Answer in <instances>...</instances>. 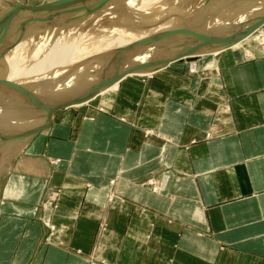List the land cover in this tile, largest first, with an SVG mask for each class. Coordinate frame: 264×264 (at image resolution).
<instances>
[{
    "label": "crops",
    "instance_id": "obj_1",
    "mask_svg": "<svg viewBox=\"0 0 264 264\" xmlns=\"http://www.w3.org/2000/svg\"><path fill=\"white\" fill-rule=\"evenodd\" d=\"M193 61L127 75L102 110L60 109L18 141L0 264H264V46Z\"/></svg>",
    "mask_w": 264,
    "mask_h": 264
},
{
    "label": "rangeland",
    "instance_id": "obj_2",
    "mask_svg": "<svg viewBox=\"0 0 264 264\" xmlns=\"http://www.w3.org/2000/svg\"><path fill=\"white\" fill-rule=\"evenodd\" d=\"M17 1L25 3V4H39V3H43V2H49V1H52V0H17ZM173 1L174 0L166 2V4L167 3L168 4H167L165 12L163 10H165L164 7L166 6V4H163V5L160 4L162 6L158 7V8H160V10H159L157 8H154V6L155 5L157 6L158 4L157 3L155 4L153 0H151V1H149V0H146V1L145 0L144 1L143 0H126L125 1L126 5H124L123 7H122V5H123L122 2L121 3L113 2V3L110 4L111 8H109V9L108 8L107 9L104 8V9H101L99 11H94V12H92L89 15H86L84 17H83V15L80 16L79 13H76V14H69V13H66V14H63V13L62 14H53L52 13V14H43V15L40 14V16L39 15L32 16V15L24 12L23 14H25V15L21 16L22 20L20 19V21L16 24L17 26L10 33L9 38H8V40L6 42V45L2 49V52H1V55H4V53L6 52L5 56L4 57L2 56L3 59L8 56L7 58L4 59L6 63L3 62L4 63V73H5L4 82L5 83L8 82V85L10 84L9 86H11L12 88L11 87L10 88L7 87V89L4 88L2 91H0V93H1L0 94V105L3 104L5 106H7V104H8L9 105L8 107L15 105V107L17 109H14L15 107L13 106V108L11 110L13 111V109H14L15 111H18V110H20V111L16 112V113H12V115H11L12 111L7 107L8 108V109H6L7 111L1 110V113L4 112L6 114V112H7V114H8L9 110H10V113H9L10 116H8L7 114H6V116H4L5 114L4 115L1 114L2 116L5 117V118L2 117V119L4 118L3 120L6 121V122L7 121L8 122L9 121H14L16 123L18 122L17 124L20 125L21 127L16 126L17 128H15V130H19V129L22 130V129H26L28 127H33V124L28 123L29 122L28 118L30 117L28 115L31 114L29 111L33 110V107L35 106V102H36L39 108L36 109L37 111H36L35 114H36V116H39V115H37L38 113H40V115H41L42 110L44 109V106H43V104L45 103L44 100H45V98H47L46 97L47 96L46 93L49 92L48 91V87H47V89H45L46 91H44L42 89L41 91H38L39 94L37 93L34 97L31 96L32 95V91L35 88H37V87H34V86H36V84H38V82H40L43 79V77H44V76L41 77L42 75L41 76L39 75L40 74V71H39L40 69L38 70V68H40L41 64L39 65L38 63H39V61L40 62L41 61L42 62L46 61L48 64L50 63V66H51V62H52V64H54V59L57 57L55 55L56 54L55 51H57L60 48H62V50L61 49L58 50L57 53L60 52V51L63 52L62 53L63 57L62 58L60 57L62 60H63V58L66 57V58H70V60L73 62V61H76V60H80L82 58H86V57H89V56H94L98 52H100V51H102V50H104L106 48L111 47L110 46L111 42H112V44H114V43H119L121 41L122 38L119 36V32L116 30V28L119 27L123 31V29L128 30V27L131 26L132 28H134V30L136 32V34L134 33V36H136L137 38L138 37H142L146 33H149L150 30H140V29L136 28L137 26L145 24V23H151V22H153L155 20L163 18L162 16L165 15L164 17H166L167 19L164 20L163 23L166 21L167 22L166 25L165 24L161 25L160 27L156 28L155 30L159 31V32H166V33H164L161 36H159V39L155 38V39H153V41H150L151 44H149L150 42H148V41L146 43H143L142 48L145 47V46H149L150 50L149 51L146 50L144 52L141 51L142 52L141 54L139 52L136 53L137 55H135L134 59H136V61H140L142 59L144 60V59H147V58H151L152 56L155 58V56L159 57L161 55L156 50L157 47H155V46L160 44V43H162L163 45L164 44H169V43H172V42H175V41L179 40L180 38H183V36L186 33L184 32L183 35L179 34L178 29H177L178 24L182 21V19H184L188 15L193 14L194 12H196L198 10H201V9H205L206 10L207 8H211L210 11L212 12V15L209 16V19L206 22V25H207V28H206L207 31H205L206 33L207 32L211 33V27L213 28L212 32L216 33V31L219 30L220 25L218 24V20L219 21L220 20H226V22H228V25H229L228 33H231V32H236L238 30L243 29V27L247 25V22L250 20V18L253 15L256 14L257 8H259L260 6L264 5V0H230V2H226L225 0H222V1L213 2V3H211L209 5H206V6L204 4L205 1H203V0L202 1L201 0H183V1L179 0L180 2L178 0H175V2H173ZM177 1H178V3H177ZM146 2H147L148 5L146 4ZM170 2H172V3L170 4ZM191 2L199 3L197 5V7L198 6L199 7L198 8L196 7V8H194L191 11V9H192L191 6L193 7V5L190 4ZM130 3H131V5L129 6L128 4H130ZM182 3H186V4H182ZM187 3L190 4V5H188ZM153 4H155V5L153 6ZM169 4L171 5V7H170ZM178 4L180 6H178ZM173 5H175L176 7L175 6L172 7ZM182 5H183V10H182V8H180ZM184 5H186V7ZM187 5H188V7H187ZM120 8H121V10H120V14H119L117 12H118V9H120ZM172 8L173 9L175 8V10L176 9L178 10V11L176 10L178 15H176L177 14L176 12L174 14L170 13V14L167 15L168 9L172 10ZM189 8H191V9H189ZM11 9L12 8L10 7V5L8 3L4 2V0H0V33L2 31V28H3L4 19L7 16L10 15V13L12 11ZM155 10L158 11V12H156ZM159 11H161V12H159ZM202 11H204V10H202ZM159 13H164V14L160 15ZM25 16H26V18H25ZM76 16H77V18H75ZM33 20H34V22H33ZM237 22H238V24H237ZM163 23H160V24H163ZM31 24H32V26H31ZM168 25H170L171 27L168 26ZM29 26H31V27H29ZM261 26L257 28L258 31H256L257 29H255L254 30L255 32L252 33L251 36L246 38L245 41H247L249 43L258 42V43H261V45L264 46V42L262 40V37H264V36L262 35V33H260V30H259V29H261ZM191 27L193 28V25ZM28 28H31V30L30 29L28 30ZM161 28H163V29H161ZM25 30L26 31L28 30L27 31L28 33H26ZM167 30L169 32H167ZM63 34H65V35H63ZM104 34H106V35H104ZM116 35H118V36H116ZM115 36H116V38H114ZM58 37H59V39H58ZM45 39H49L50 41L49 40H45ZM51 39L53 40L54 44H53V42L51 44V41H52ZM44 40H45L46 43L44 42ZM66 41H67L68 44L67 43H63V42H66ZM259 41H261V42H259ZM78 43L82 47V48H79V50L80 49H84V50H80V51L78 50V48H77V47H79ZM48 44H49V47H48ZM53 45L55 47L54 49H52ZM64 45H65V47H64ZM42 46H44V47L42 48ZM59 46H62V47H59ZM66 46H67V50L66 51H68V52H64V49H66ZM73 46H75V49L77 48L76 49V53H74L75 50H74ZM49 48H50V50H48ZM56 48H57V50H56ZM42 49H44L45 51H42ZM51 49L53 51H51ZM145 49H147V48H145ZM16 50L17 51L19 50L18 54H17ZM40 50H41V52H40ZM77 50H78V52H77ZM34 52H36L37 54L34 53ZM42 52H44V53L46 52L47 55H46V53L42 54ZM10 53H12V55ZM6 54H7V56H6ZM8 54L11 55V56H9ZM39 54H41V55H39ZM52 54H54V56ZM138 54H140V55H138ZM14 55H16V56H14ZM48 55H49V57H48ZM33 56H35V57H33ZM50 56H53V58L54 57L55 58L53 60H51ZM101 56H103V54ZM36 57H38V60H37ZM27 58L32 59L33 61L32 60L31 61L27 60ZM11 59H15L14 60V62L16 61L15 64H13L14 62ZM61 59H60V61H61ZM10 61H12L13 63L10 62ZM58 61H59V58H58ZM174 61H177V59L173 60L172 63H174ZM72 62H69V63H72ZM187 62H188V66H187L186 71H185L186 74H191V73H194V72H198V68H197V66H196V64L194 63L193 60H190V61H187ZM10 63H12V64H10ZM69 63H67V64H69ZM24 65H26V66L29 65V66L27 68ZM30 65H33V66L30 67ZM54 65L51 68H55V67L58 66V65L57 66L55 65V67H54ZM19 66H21V67L19 68ZM25 68H27L29 71H27V69H25ZM31 68H32V70L35 73L31 70ZM119 68H121V62H118V64H115V67H114L115 70H117ZM157 69H159V68H157ZM157 69H153V70H150V71H146V72L140 73V75H150L152 73V71L157 70ZM53 70H56V69H53ZM53 70L50 69L47 72V75H49L50 77L51 76L54 77L53 73L55 71L53 72ZM58 70H57V72H58ZM66 70L64 71V73H67ZM88 70L92 71L93 69H91V67H90L88 69L82 70V74H79L80 72L78 73L80 76L79 75L70 76V77H73V78L70 79L69 82H67L65 84V86L63 85L62 87L58 88L59 90L55 89V93H57V96L58 97H66V95L68 94L67 92H69L71 90L72 91L74 90V89H72L74 87V84H76L77 81L81 82L83 77L85 76V74H86V72ZM0 71H1V69H0ZM9 71H12V73L9 72ZM36 71L38 72V74H37ZM13 72H14V75H12ZM23 72L24 73L27 72L28 74L24 75ZM31 72H33V73H31ZM57 72H55V73H57ZM109 72L111 73L112 70H110ZM15 73H20L18 75H20L21 77H25V78H21L20 76H18ZM30 73L34 75L33 78H32V75L29 77ZM59 73H60V70H59ZM35 75L36 76L38 75L39 78L37 79ZM56 75L57 74H55V76ZM14 76L16 78H19V79L21 78V80L18 79L19 81H17L16 78L14 79ZM26 76L28 77V79H27ZM8 79H9V81H8ZM22 79H24L25 82ZM53 79H50L51 82H52ZM13 80L14 81L16 80V81L14 82ZM20 81H22V83ZM34 81H35V83H34ZM30 82H32V83H30ZM16 84L17 85H22V87H25L26 89H24L22 87L19 88L18 86H15ZM5 86H6V84H5ZM32 86L34 88H32ZM115 87H116V85L114 87H111L109 89H106V90L102 91L101 93H103L105 91H108L110 89H113ZM27 89L28 90L31 89V91H29V94H28V91L26 92ZM20 90L21 91L23 90V92L25 93V96H24V93L23 92L21 93ZM16 91H17L16 95L19 94V93L21 95H23L22 97L24 99H22V97H20L22 99V102H20V103H22V104H17L18 100L21 101L20 99H18V96L20 94L17 96V98L15 100L16 103H14V104L10 103V102H13V100H12V99H14L13 94H15L14 92H16ZM84 93H85V91H81L80 92V90H79L78 92L74 93L72 96H73V98H83L82 94H84ZM99 94H96L95 96H93L92 98L87 100L86 102H83V103H80V104L72 103L71 105L69 104V105L56 107L53 110L51 116L56 111H58L60 109H66V108H69V107H78V106H84V107H92L93 105L96 106L98 104V102H96L97 101L96 97ZM26 96L28 97V99H26L27 98ZM10 98H12V99H10ZM7 100H8V102L9 101L10 102L5 104L7 102ZM26 100L27 101L29 100L28 103L31 106H28L27 104L25 105ZM17 105H18V107H17ZM19 105H21V107ZM5 106L3 107V109L5 108ZM19 107L21 109H18ZM30 107H32V108H30ZM29 108L31 110H29ZM96 108L100 109V110L103 109V107L99 106V105H97ZM23 113H25V114H23ZM14 114H16V117H15ZM8 118H12V120L8 119ZM26 120L28 122H25ZM4 121H3V123H5ZM0 126H2V122L0 123ZM4 126L5 125L3 124V127ZM34 127H37V126H34ZM34 132L35 131L30 132V133H26L24 135H14V136H8L6 138H1L0 139V184H1V181H2V178H3V175H4V169L6 168L5 164L11 160L12 154H13L15 148L18 146V141H20L22 139H25L27 137H30V135H32ZM52 162L57 163V162H59V159L58 158L53 159ZM111 182H113V180H111ZM147 182L149 183V186H150L151 189H154V190L157 189L158 183H157V181L155 179L149 178V179H147ZM58 194H59V189L48 186L47 190L43 193V197H42V199L40 201L39 206H42L43 202H53V201H55L57 196H58ZM111 194H112V192H111Z\"/></svg>",
    "mask_w": 264,
    "mask_h": 264
},
{
    "label": "water",
    "instance_id": "obj_3",
    "mask_svg": "<svg viewBox=\"0 0 264 264\" xmlns=\"http://www.w3.org/2000/svg\"><path fill=\"white\" fill-rule=\"evenodd\" d=\"M124 0H52L49 2H43L39 4H25L19 2L17 0H4V2L8 3L12 8L11 13L4 19L3 28L0 33V89H3L4 82V63L3 57L1 55L2 49L5 47L6 42L9 38L10 33L13 30L14 24L19 17L20 12H26L32 16L35 15H43V14H76L79 13L80 16L89 15L94 11H99L101 9H109L111 8V3H121ZM222 1V0H205V6L209 5L213 2ZM226 2H230V0H225ZM211 8L201 9L194 12L191 15H188L178 24V32L183 35L186 34L183 38L179 40L169 43V44H158L155 47L159 54V57L152 56L151 58L142 59L140 61H136L135 55L136 53H142L141 51L150 50L149 46H145L142 48L143 44H130L127 47H122L121 49H116L110 51L111 59L116 60L115 64L121 62V68L115 70L113 69L110 73L111 75H107L104 79H101L98 84H96L92 89L86 90L83 95V98H70V97H58L56 96L53 99V102L50 103L47 107H45V117H43V123L38 127H28L22 130H14L12 134L14 135H24L26 133H30L33 131L46 129L51 120V114L56 107L71 105L72 103H83L95 96L96 94L101 93L109 86L114 83H117L126 75L130 74H140L146 71H150L157 68H162L169 64L170 61L173 60H194L201 53H213L217 52L221 49L232 46L233 44L243 40L245 37L250 35L255 29L260 27L264 23V5L257 8L256 14L253 15L250 20L247 22L246 26H242L243 29L238 30L236 32H231L226 36H214V37H206L204 36L205 25L209 16L212 15L210 11ZM204 10V11H202ZM77 18V16L75 17ZM166 17L155 20L151 23H145L137 26V29L146 30L149 28H153L158 26ZM193 25V28L191 27ZM167 32H169L167 30ZM166 32H159L156 34V39H159V36ZM158 37V38H157ZM151 44V42L149 43ZM149 47V48H148ZM147 48V49H145ZM138 54V55H140ZM67 73H70V70H66ZM67 73L66 76H67Z\"/></svg>",
    "mask_w": 264,
    "mask_h": 264
},
{
    "label": "bare ground",
    "instance_id": "obj_4",
    "mask_svg": "<svg viewBox=\"0 0 264 264\" xmlns=\"http://www.w3.org/2000/svg\"><path fill=\"white\" fill-rule=\"evenodd\" d=\"M125 1L126 0H124L123 2H122V7L124 6V5H126V3H125ZM144 1V0H143ZM146 1V0H145ZM149 1H151V0H149ZM154 1V3L156 4H158L157 6L155 5V4H153V6H154V8H157V9H159L160 10V8H158V7H160V6H162L163 4H166V2H168V1H171V0H153ZM179 1V0H178ZM178 1H177V3H178ZM183 1V0H182ZM202 1V0H201ZM203 1H205V0H203ZM173 2H175V0L173 1ZM180 2V1H179ZM200 2V1H199ZM172 2H170V4H171ZM146 4H147V2H146ZM160 4H162V5H160ZM168 4V3H167ZM167 4H166V6L164 7L165 8V10H163L164 12L166 11V7H167ZM169 4V5H170ZM175 4V3H174ZM180 4V3H179ZM178 4V6H180ZM182 4H186V3H182ZM188 4V3H187ZM191 5H193V7L191 6V8H189V9H191V11L194 9V8H196L197 7V5L199 4V3H193V2H191L190 3ZM190 4H188V5H190ZM129 6L131 5V3L130 4H128ZM148 5V4H147ZM146 5V6H147ZM188 5H187V7H188ZM133 6V5H132ZM175 5H173L172 7H174ZM177 6V7H178ZM185 7H186V5H184ZM170 7H171V5H170ZM169 7V8H170ZM176 7V6H175ZM199 7V6H198ZM197 7V8H198ZM163 8V7H162ZM180 8H182V10H183V5L180 7ZM124 9V8H123ZM128 9V8H127ZM120 10H121V8L120 9H118V12L117 13H119L120 14ZM162 10V9H161ZM177 10V9H176ZM176 10H175V8L173 9L172 8V10H169L168 9V11H167V15L168 14H174L175 12H176ZM187 10V9H186ZM156 11V10H155ZM178 11V10H177ZM156 12H158V11H156ZM159 12H161V11H159ZM190 12V11H189ZM3 13V12H2ZM24 12H20V14H19V17L17 18V20H16V22H15V24H14V27H13V29L17 26L16 24L20 21V19L22 20V18H21V16H23V15H25V14H23ZM112 13V12H111ZM177 13V12H176ZM188 13V12H187ZM160 15L161 14H164V13H159ZM95 15V14H94ZM101 15V14H100ZM176 15H178V13L176 14ZM4 16V15H3ZM40 16V15H39ZM99 16V15H98ZM106 16V15H105ZM159 16V15H158ZM165 16V15H164ZM164 16H162V17H164ZM100 17V16H99ZM25 18H26V16H25ZM141 19V18H140ZM237 19V18H236ZM44 20V19H43ZM239 20V19H238ZM208 21V20H207ZM240 21V20H239ZM33 22H34V20H33ZM172 22V21H171ZM170 22V23H171ZM174 22V21H173ZM236 22V21H235ZM163 23V22H162ZM166 21L163 23V24H160L159 26H156V27H153V28H149V29H146V30H150V32L149 33H146L145 35H143L142 37H136V36H134V33L136 34V32H135V30H134V28H132L131 26H129L128 27V30H125V29H123V31H122V29L121 28H116V30L119 32V36L122 38L121 39V41L119 42V43H114V44H112V42H111V44H110V46L111 47H109V48H106V49H104V50H102V51H100V52H98L96 55H94V56H89V57H86V58H82V59H80V60H76V61H71L70 60V58H66L65 56V58H63V60L61 59L63 56H62V51H60V52H58L57 53V51L58 50H62V48H60V49H58L57 50V48H56V50L57 51H55L56 52V58L54 59L53 58V56H54V54H52L53 56H50L51 57V60H53L54 59V64L57 66V67H55V65L54 64H52V62H51V66H50V63L48 64L46 61H44V62H40L39 61V65H40V68H38V70L40 71V76L41 77H43V79L40 81V82H38V84H36V86H34V87H37V88H35L33 91H32V97H34L37 93L39 94V92L38 91H41L42 89L44 90V91H46L45 89H47V87H48V91L49 92H47L46 94H47V98H45V100H44V104H43V106H44V109L42 110V113H41V115H40V113H38L37 115H39V116H36V109L37 108H39L38 107V105H37V103L35 102V106L33 107V110H31L30 108H32V107H30L29 108V110H31V111H29L30 113V115H28V116H30L29 118H28V121L26 120L25 122H28V123H30V124H33V126H39V125H41L44 121L42 120L43 119V117H45V107H47L50 103H52L53 102V99H55V97L57 96V93H55V89H58V88H60V87H62L63 85L65 86V84L67 83V82H69V80L70 79H72L73 77H70V76H72V75H74V76H77V75H79V74H82V70H84V69H88V68H90L91 67V69H93L92 71L91 70H88L87 72H86V74H85V76L83 77V79H82V81L80 82V81H77V83L76 84H74V87L72 88V89H74L73 91L71 90V91H69V92H67L68 94L66 95V97H70V98H72L73 96V94L74 93H76V92H78L79 90H80V92L81 91H86V90H90V89H92L96 84H98L99 83V81L101 80V79H104V77L105 76H109V75H111V74H109L110 72V70H113L114 69V67H115V61L116 60H112L111 59V57L112 56H110V51H112V50H116V49H121L122 47H127V45H130V44H136V43H138V44H143V43H146L147 41L148 42H150V41H153V39H155L156 38V34H158L159 33V31H156L155 29L156 28H158V27H160L161 25H166ZM232 23V22H231ZM34 24V23H33ZM218 24L220 25V27H219V30H217L216 31V33L215 32H212L213 31V28L211 27V33H206L205 31H207L206 30V28H207V25H205L204 27V29H205V31H203L204 33V36H205V38L206 37H216V36H226V35H228V34H230V33H228V27H229V25H228V22H226V20H218ZM237 24H238V22H237ZM171 25V24H170ZM170 25H168V26H170ZM31 26H32V24H31ZM31 26H29V27H31ZM171 27V26H170ZM34 28V27H33ZM25 29V28H24ZM31 30V28H28V30ZM161 29H163V28H161ZM216 29V28H215ZM27 30V31H28ZM145 30V29H144ZM154 30V31H153ZM230 30V29H229ZM260 30V29H259ZM26 31V30H25ZM26 31V33H28ZM256 31H258V29L256 30ZM106 32V31H105ZM255 31H253L252 33H254ZM107 33V32H106ZM251 33V34H252ZM260 33H261V31H260ZM68 34V33H67ZM251 34L250 35H248L247 37H245L243 40H245L246 38H248L249 36H251ZM63 35H65V34H63ZM104 35H106V34H104ZM109 35V34H108ZM103 36V35H102ZM116 36H118V35H116ZM116 36L114 37V38H116ZM257 36V35H256ZM57 37V36H56ZM107 37V36H106ZM109 37V36H108ZM48 38V37H47ZM118 38V37H117ZM261 38V37H260ZM58 39H59V37H58ZM120 39V38H119ZM45 40H49V39H45ZM45 40H44V42H45ZM52 40V39H51ZM243 40H241V41H239V42H237V43H235V44H233L232 46H236V44L238 45L240 42H242ZM262 40H263V42H264V37H262ZM50 41V40H49ZM56 41V40H55ZM48 42V41H47ZM52 42H53V40L51 41V44H52ZM57 42V41H56ZM61 42V41H60ZM259 42H261V41H259ZM46 43V42H45ZM58 43V42H57ZM56 43V44H57ZM63 43H67V41L66 42H63ZM53 44H54V42H53ZM62 44V43H61ZM68 44V43H67ZM83 44V43H82ZM78 45H79V47H77L78 48V50H79V48H82L81 46H80V44L78 43ZM51 46V45H50ZM58 46V45H57ZM63 46V45H62ZM62 46H59V47H62ZM76 46V45H75ZM75 46H73L74 47V50H75V52L74 53H76V49H75ZM44 46H42V48H43ZM48 47H49V44H48ZM53 47V48H52ZM51 48L52 49H54L55 47H54V45L52 46ZM64 47H65V45H64ZM85 47V46H84ZM231 47V46H230ZM7 49V48H6ZM40 49V48H39ZM51 49V51H53ZM87 49V48H86ZM48 50H50V48L48 49ZM67 50V46H66V49H64V52H68V51H66ZM78 50H77V52H78ZM80 50H84V49H80ZM79 50V51H80ZM88 50V49H87ZM17 51V50H16ZM21 51V50H20ZM42 51H45L44 49H42ZM37 52V51H36ZM36 52H34V53H36ZM39 52V51H38ZM40 52H41V50H40ZM83 52V51H82ZM6 53V52H5ZM5 53H4V55H2L3 57L5 56ZM13 53V52H12ZM12 53H10L11 55H12ZM19 53V50L17 51V54ZM44 52H42V54H43ZM46 53V52H45ZM44 53V54H45ZM14 54V53H13ZM16 54V55H17ZM37 54V53H36ZM103 54V56H101ZM205 53H201V54H199L200 56H203ZM9 55V54H8ZM11 55H9V56H11ZM16 55H14V56H16ZM39 55H41V54H39ZM46 55H47V53H46ZM70 55V54H69ZM83 55V54H82ZM198 55V56H199ZM6 56H7V54H6ZM32 56V55H31ZM68 56V55H67ZM8 57V56H7ZM7 57H5V58H7ZM18 57V56H17ZM30 57V56H29ZM33 57H35V56H33ZM32 57V58H33ZM48 57H49V55H48ZM61 57V58H60ZM69 57V56H68ZM4 58V59H5ZM12 58V57H11ZM37 58V60H38V57H36ZM44 58V57H43ZM58 58H59V61H58ZM101 58V59H100ZM3 59V60H4ZM45 59V58H44ZM48 59V58H47ZM50 59V58H49ZM60 59H61V61H60ZM11 60H13V62H14V60L15 59H11ZM27 60H32V59H29V58H27ZM26 60V61H27ZM40 60V59H39ZM184 60V59H183ZM7 61V60H6ZM9 61V60H8ZM33 61V60H32ZM186 61V60H185ZM4 63H6L5 62V60L3 61ZM10 62H12V61H10ZM12 62V63H13ZM16 62V61H15ZM15 62L13 63V64H15ZM36 62V61H35ZM49 62V61H48ZM69 62H72V63H69ZM12 63H10V64H12ZM25 63V62H24ZM28 63V62H27ZM34 63V62H33ZM32 63V64H33ZM67 63H69V64H67ZM169 63H172V61H170ZM30 64V63H29ZM36 64V63H35ZM43 64V65H42ZM107 64V65H106ZM8 65V64H7ZM54 65V67L55 68H51L52 66ZM25 67H27L28 68V66L29 65H24ZM31 66H33V65H30V67ZM36 66V65H35ZM34 66V67H35ZM21 66H19V68H20ZM208 67V66H207ZM27 68H25V69H27ZM23 69V68H22ZM24 69V70H25ZM53 70V69H56V70H53V72L55 71V72H57V70L59 69L60 70V73H59V70H58V72L57 73H53L54 74V77L53 76H49V75H47V72L49 71V70ZM70 70V73H67V76H66V74L64 73V71L65 70ZM31 70H32V68H31ZM36 70V69H35ZM37 70V71H38ZM14 71V70H13ZM17 71V70H16ZM15 71V72H16ZM27 71H29L28 69H27ZM33 71V70H32ZM36 71V72H37ZM9 72H11L12 73V71H9ZM22 72V71H21ZM34 72V71H33ZM33 72H31V73H33ZM80 72V73H79ZM30 73V75H29V77L32 75V78H33V74H31ZM35 73V72H34ZM59 73V74H58ZM79 73V74H78ZM15 74H20V73H15ZM23 74L25 75V74H28L27 72L26 73H24L23 72ZM22 74V75H23ZM37 74H38V72H37ZM49 74V73H48ZM52 74V75H53ZM55 74H57L56 76H55ZM12 75H14V72H13V74ZM130 75H132V74H130ZM16 76V75H15ZM14 76V79L16 78ZM18 76H20V75H18ZM17 76V77H18ZM36 76V75H35ZM80 76V75H79ZM127 76V75H126ZM21 77V76H20ZM27 77V76H26ZM125 77V76H124ZM21 78H25V77H21ZM21 78L19 79V78H16L17 79V81H19V80H21ZM36 78L38 79L39 77H38V75L36 76ZM54 78V79H53ZM75 78V77H74ZM12 79V78H11ZM19 79V80H18ZM27 79H28V77H27ZM30 79V78H29ZM50 79H53L52 80V82H51V80ZM23 81H24V79H22ZM26 80V79H25ZM35 80V79H34ZM8 81H9V79H8ZM12 81V80H11ZM10 81V82H11ZM14 81V80H13ZM16 81V80H15ZM14 81V82H15ZM21 83H22V81H20ZM25 82V81H24ZM33 82V81H32ZM32 82H30V83H32ZM5 83V82H4ZM13 83V82H12ZM11 83V84H12ZM20 83V84H21ZM28 83V82H27ZM34 83H35V81H34ZM5 84H6V86H5ZM5 84H3V89L4 88H6L7 89V87H11V86H9L8 85V82L7 83H5ZM18 84V83H17ZM15 85V86H18L19 88H21L22 87V85ZM26 84V83H25ZM93 84V85H92ZM49 85V86H48ZM115 85H117V83H114V84H112L111 86H109L107 89H109V88H111V87H114ZM30 86V85H29ZM2 86H0V88H1ZM33 86H32V88H34ZM12 88V87H11ZM18 88V89H19ZM22 88H24V89H26L25 87H22ZM2 89V90H3ZM65 89V88H64ZM17 90V89H16ZM59 90V89H58ZM106 90V89H105ZM0 91H1V89H0ZM18 91V90H17ZM17 91L16 92H14L15 94H13V96H14V99H12V98H10V99H12L13 100V102H10V103H16L15 102V100H16V98H17V96L20 94H17L16 95V93H17ZM21 91V90H20ZM28 91V94H29V91H31V89L30 90H26V92ZM23 92V90L21 91V93ZM24 93V92H23ZM55 93V94H54ZM1 94V93H0ZM10 95V94H9ZM21 95V94H20ZM18 96V99H20L21 101H17V104H22V103H20V102H22V99H24L22 96L23 95H21V96ZM49 95V96H48ZM12 96V95H11ZM12 96V97H13ZM24 96H25V93H24ZM20 97H22V99L20 98ZM27 97V96H26ZM26 99H28V97L26 98ZM11 100V101H12ZM30 100V99H29ZM28 100V101H29ZM33 100V99H32ZM31 100V101H32ZM35 100V99H34ZM28 101L26 100V103H25V105L27 104L28 106H31V105H29V103H28ZM8 102V100H7V102L5 103V104H7V103H9ZM19 102V103H18ZM3 103V102H2ZM74 104H78V103H74ZM3 104H1L0 105V123L2 122V126H0V139L1 138H6V137H8L10 134H12L13 132H14V130H15V128H17L16 126H18V127H21L20 125H18L16 122H14V121H4L3 119L5 118L4 116H6V114H7V112H6V114L4 113V112H2L1 113V110H4V111H7L6 109H12L13 108V106L15 107V105H13V106H10V107H8L9 105L7 104V106H5V105H3ZM12 105V104H11ZM24 105V106H25ZM5 106V108L3 109V107ZM20 107H21V105H19ZM23 106V105H22ZM8 107V108H7ZM17 107H18V105H17ZM18 108V109H21V108ZM23 108V107H22ZM26 108V107H25ZM14 109H17L16 107L14 108ZM13 109V111L11 112V115H12V113H16V112H19L20 110H18V111H15ZM28 109V108H27ZM10 110H9V113H10ZM15 111V112H14ZM23 111V110H22ZM7 114L8 116H10V114ZM1 114H5L4 116H2ZM23 114H25V113H23ZM15 115V117H16V114H14ZM13 115V116H14ZM19 115V114H18ZM17 115V116H18ZM22 116V115H21ZM2 117H4L3 119H2ZM25 117V116H24ZM23 117V118H24ZM14 118V117H13ZM19 118V117H18ZM21 118V117H20ZM8 119H11L12 120V118H8ZM15 120V119H14ZM20 120V119H19ZM3 121L5 122V123H3ZM23 122V121H22ZM3 124L5 125L4 127H3ZM22 125V124H21ZM2 128V129H1Z\"/></svg>",
    "mask_w": 264,
    "mask_h": 264
}]
</instances>
